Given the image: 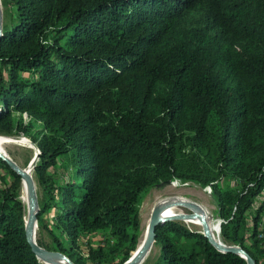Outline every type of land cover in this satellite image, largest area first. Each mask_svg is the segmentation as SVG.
<instances>
[{"label":"trees","instance_id":"1","mask_svg":"<svg viewBox=\"0 0 264 264\" xmlns=\"http://www.w3.org/2000/svg\"><path fill=\"white\" fill-rule=\"evenodd\" d=\"M1 1L0 122H42L37 223L53 249L122 264L143 195L179 178L210 187L223 241L262 264L264 0ZM198 9L203 25H184ZM0 166L14 176L0 183V264H46L25 236L20 175ZM154 242L151 264H247L181 219Z\"/></svg>","mask_w":264,"mask_h":264},{"label":"rangeland","instance_id":"2","mask_svg":"<svg viewBox=\"0 0 264 264\" xmlns=\"http://www.w3.org/2000/svg\"><path fill=\"white\" fill-rule=\"evenodd\" d=\"M1 7L3 14V22H4L7 16L5 15L6 12H4L2 1H1ZM204 13H205L204 9H198L188 12L186 15V19L183 22L184 25L202 26L203 24L201 23L200 19L202 18V15ZM236 44L238 43H234V45ZM262 52H264V46ZM215 69L218 71L217 67H215ZM13 115H14V122L12 123L0 122V139H1L0 149L8 157L14 160L19 166L21 167L27 166V169H29L30 164L33 162L31 158L38 150L36 141L33 140V137H37L41 133V129H43V125L40 120L33 119V117L26 112L23 113L13 112ZM18 121H20L19 125L28 128L29 133H21L18 131L17 129ZM0 175L5 176V179L0 178L1 184H4V181L11 182L12 180H14V176L9 172V170L6 167L0 166ZM31 175L34 181V186L38 201V209H39V204L42 201L43 195H42V187L40 181L38 179L37 174L34 172V167H32L31 169ZM24 184L27 183L23 180V178L20 177L18 184V191H19V198L21 199L22 204L24 206L23 207V213L25 216L24 219H26L28 214L27 211L28 202H26L24 199ZM165 199H185V200L196 201L200 205L206 207L207 211L209 212L212 218H214L215 220L219 218L217 213V207L210 193V188L208 185L202 186L199 185L198 183L181 180L179 178L170 181L160 182L150 186L142 197L139 208L140 234H139L138 243L141 241L144 235L145 227L153 206L157 202ZM175 211L187 212L190 211V208L185 206H175L170 208V210H168V212L165 214H170ZM182 221L191 228L202 229L200 225L192 222V220L182 219ZM216 234L218 236V239L222 238L219 233V229H217V227H216ZM34 237L37 243L39 242L42 246L48 249H53L52 247L53 240L48 229L39 226L38 223H36V228L34 230ZM98 238H99V234L93 237H89L91 241L88 238L87 239L92 244H96L98 242ZM85 240L86 238H84L83 241H80L79 244V247L83 250H86L87 242H85ZM158 253H159V245L153 242L148 252L143 257L141 264H151L156 259ZM126 261H124L123 263H125ZM262 264H264V260L262 261Z\"/></svg>","mask_w":264,"mask_h":264},{"label":"water","instance_id":"3","mask_svg":"<svg viewBox=\"0 0 264 264\" xmlns=\"http://www.w3.org/2000/svg\"><path fill=\"white\" fill-rule=\"evenodd\" d=\"M3 32V14L2 7L0 1V36ZM39 156V149L35 152L34 156L31 158L33 160L32 167H34L35 162ZM0 157L4 159L9 166L20 175L21 178H24L27 182V196H28V207H27V218L24 219V229L25 236L27 241L29 242L32 251L36 254V256L45 263L50 264H76L73 262L67 255H65L62 251L48 249L37 243L34 237V230L37 223V212H38V201L36 190L34 186V181L30 171L27 169V166L21 167L14 160L8 157L5 153H3L0 149ZM210 188V187H209ZM175 206H185L190 208V211H175L170 214L162 215L163 210L168 209L170 207ZM193 217H197L202 222V229L200 231L208 237L209 241L219 250L221 251H232L236 252L242 257H244L247 261V264H255L254 259L247 253L245 249L237 244L226 243L223 239H215L206 223L205 214L200 205L196 201L185 200V199H165L157 202L149 215L144 235L141 241L138 243L136 249L127 259V261L123 264H137L140 259H142L146 253L148 252L150 246L155 240V227L163 223L168 219H183L188 220ZM218 221V229L220 231V223L221 218L217 219Z\"/></svg>","mask_w":264,"mask_h":264},{"label":"bare ground","instance_id":"4","mask_svg":"<svg viewBox=\"0 0 264 264\" xmlns=\"http://www.w3.org/2000/svg\"><path fill=\"white\" fill-rule=\"evenodd\" d=\"M0 142H1V139H0ZM32 164H33V162L30 164V167L28 169L30 171V173H31V169H32ZM23 180L26 182V180L24 178H23ZM27 198H28L27 197V184H24V199H25L26 202H28ZM170 208H172V207H170ZM170 208L163 210L162 215H166L165 213H167L168 210H170ZM202 208H203V211H204V214H205L206 223L208 225V228H209L212 236L215 239H218V236L216 234V227L218 229L217 220H215L214 218H212L210 216V214L207 211L206 207L202 206ZM188 220H192V222H194V223H196V224H198V225H200L202 227V222L197 217H193V218L188 219ZM35 228H36V226H35ZM219 233H220V231H219ZM142 260H143V258L140 259L137 264H141ZM47 264H50V263H47Z\"/></svg>","mask_w":264,"mask_h":264}]
</instances>
